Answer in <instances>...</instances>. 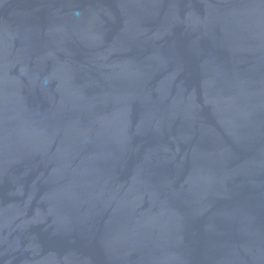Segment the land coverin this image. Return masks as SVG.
Instances as JSON below:
<instances>
[{"label":"water","instance_id":"water-1","mask_svg":"<svg viewBox=\"0 0 264 264\" xmlns=\"http://www.w3.org/2000/svg\"><path fill=\"white\" fill-rule=\"evenodd\" d=\"M0 264H264V0H0Z\"/></svg>","mask_w":264,"mask_h":264}]
</instances>
